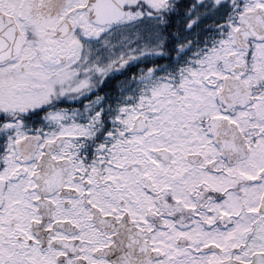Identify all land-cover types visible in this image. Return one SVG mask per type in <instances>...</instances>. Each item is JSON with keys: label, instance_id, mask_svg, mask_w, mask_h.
I'll list each match as a JSON object with an SVG mask.
<instances>
[{"label": "snow or ice", "instance_id": "snow-or-ice-1", "mask_svg": "<svg viewBox=\"0 0 264 264\" xmlns=\"http://www.w3.org/2000/svg\"><path fill=\"white\" fill-rule=\"evenodd\" d=\"M0 264H264V0H0Z\"/></svg>", "mask_w": 264, "mask_h": 264}]
</instances>
